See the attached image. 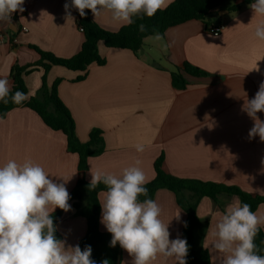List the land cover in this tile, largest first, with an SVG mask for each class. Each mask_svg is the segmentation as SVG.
<instances>
[{"label": "crops", "instance_id": "1", "mask_svg": "<svg viewBox=\"0 0 264 264\" xmlns=\"http://www.w3.org/2000/svg\"><path fill=\"white\" fill-rule=\"evenodd\" d=\"M174 1L169 0L168 6ZM65 3L71 0H24V11L13 13L11 24L0 21V78H6L10 88L12 66H29L38 59L30 47L62 59L79 52L84 40L77 24L79 12L70 8L69 17ZM249 5L236 14L222 9L218 17L223 29L217 36L211 35L202 22L192 20L167 29L162 40L146 38L137 56L99 44L98 54L105 64L91 66L79 82L75 80L81 73L63 67L47 72L48 86L61 80L58 97L73 118L79 141L87 142L94 129L102 132L103 152L87 160L83 175L87 183L91 172L119 176L124 168L136 166L137 160L149 183L155 176L154 163L162 157L163 171L177 179L212 182L264 196V142L258 136L248 138L254 121L242 110L264 82V41L254 35L264 16L254 15ZM91 19L110 33L128 25L114 21L108 11L96 17L91 12ZM256 63L259 71L251 70ZM183 64L198 68L206 76L183 74L187 86L176 91L171 72ZM42 76L43 71L35 69L24 77L26 102L37 95ZM257 116L264 121V112ZM137 144L144 146L143 152L136 150ZM10 159L18 163L32 160L57 183L68 179L65 186L69 194L79 179L78 156L67 150L66 137L47 128L27 108L13 109L0 118V166ZM104 198L105 192L97 196L99 230L109 233L101 223L100 203ZM153 200L162 209L161 220L169 223L170 239L181 238L186 214L173 193L160 189ZM236 201V196L219 194L215 200L202 198L196 208L198 246L209 254L210 264H219L223 255L213 248L216 225ZM70 206V211H63L56 229L66 246H75L85 235L86 222ZM178 213L179 220L175 218ZM255 213L264 216V204ZM259 228L264 233V225ZM122 251L121 264H132L133 258ZM152 264L176 261L158 256Z\"/></svg>", "mask_w": 264, "mask_h": 264}, {"label": "clouds", "instance_id": "2", "mask_svg": "<svg viewBox=\"0 0 264 264\" xmlns=\"http://www.w3.org/2000/svg\"><path fill=\"white\" fill-rule=\"evenodd\" d=\"M23 4L24 0H0V21L11 24L12 14L24 11ZM168 4L169 0H71L64 8L69 17L70 8H75L81 17L86 15V9L94 17L108 11L114 21L130 25L133 17L141 13L152 17ZM249 7L254 15L264 16V0H255ZM140 30H144L143 25ZM254 35L264 41V22L256 25ZM154 39L162 40L163 36L157 33ZM253 69L259 71L257 63ZM9 96L14 104L28 99L22 91L11 93L9 81L0 78V101L7 104ZM242 110L254 121L248 138L258 136L264 142V121L257 116L264 112V82ZM135 148L144 151L142 144ZM139 164L137 160L136 166L124 168L119 176L91 172L89 189H96L100 183L106 186L104 201L100 203L101 223L111 234L110 246L118 243L133 258L132 264H152L158 256L187 264V240L179 236L170 239L169 223L161 220L158 203L148 198V180ZM67 180L64 179L65 183ZM65 183L55 182L41 165L30 159L22 163L10 159L0 166V264H96L91 259V246L83 250L78 244L66 246V241L55 235L53 213L57 208L71 210ZM140 196L145 199L141 201ZM175 218L179 220V213ZM261 225L264 216L253 212L248 203L236 201L229 205L214 232L213 248L223 254L219 264H264V255L258 254L255 243ZM184 226L187 227L186 222Z\"/></svg>", "mask_w": 264, "mask_h": 264}, {"label": "trees", "instance_id": "3", "mask_svg": "<svg viewBox=\"0 0 264 264\" xmlns=\"http://www.w3.org/2000/svg\"><path fill=\"white\" fill-rule=\"evenodd\" d=\"M226 1L175 0L166 9L158 11L152 17H148L144 13L133 17L132 24L122 27L116 33H110L98 27L91 19V11L86 9V15L84 17L78 15L77 19L78 26L83 28L84 40L75 56L62 59L40 51L35 47H30L37 54V61L29 66L14 64L10 70L11 93L19 90L25 94L27 89L24 77L35 69L43 71L41 87L37 95L28 102L24 101L21 104H14L10 96L7 104L0 101V118H5L8 112L13 109L27 108L35 112L47 128L61 132L66 137L67 150L76 154L79 160V179L70 193L69 204L75 209L76 215L83 217L86 222L85 235L78 245L82 250L86 246H91V259L96 264H102L104 260H107L108 264H121L123 260V251L120 245L117 243L115 247H111V234L103 233L99 230L100 206L97 196L100 192H106V186L100 183L96 189H89L90 183H87L83 178L84 173L87 171V160L103 152L102 132L94 129L89 133L87 142L82 143L79 141L73 118L58 97L57 87L61 80L57 79L51 86H48L46 74L52 67H63L69 71L81 73L75 81H82L91 66H103L105 64V60L98 54L99 44H103L106 48L129 50L137 56L146 38L155 36L157 33L163 35L169 28L192 20L202 22L206 28L211 25H219L218 13L223 9ZM254 1L244 0L242 4L234 5L227 10L230 14H236L243 6L249 5ZM141 25L144 26L143 31L140 30ZM183 74L193 77L206 76V73L198 68L183 64L180 69H175L171 72L172 87L176 91H183L187 86ZM154 173V179L145 185L148 189V198L153 199L156 191L166 189L173 193L177 205L186 214L181 238L186 239L189 245V252L186 257L187 264H210L209 254L198 246L199 238L195 231L196 208L202 198L207 197L215 200L219 194L236 196L241 204L248 203L253 212L264 204V196H252L237 187L172 177L163 171L162 157L155 161ZM139 199L143 201L145 197L140 196ZM62 214L63 210L59 208L53 213L55 226ZM185 222L187 227L184 226ZM55 235L58 239H61V235L57 230ZM255 243L258 254L264 255V233L260 228L255 237Z\"/></svg>", "mask_w": 264, "mask_h": 264}, {"label": "built area", "instance_id": "4", "mask_svg": "<svg viewBox=\"0 0 264 264\" xmlns=\"http://www.w3.org/2000/svg\"><path fill=\"white\" fill-rule=\"evenodd\" d=\"M223 29V26L222 25H219V26H214V25H211L207 28V31L213 35V36H217L219 34V32ZM22 31H26L25 28L22 29ZM79 31L82 33L83 32V28L79 26Z\"/></svg>", "mask_w": 264, "mask_h": 264}, {"label": "rangeland", "instance_id": "5", "mask_svg": "<svg viewBox=\"0 0 264 264\" xmlns=\"http://www.w3.org/2000/svg\"><path fill=\"white\" fill-rule=\"evenodd\" d=\"M239 0H227L224 5H223V9H227L235 4H237Z\"/></svg>", "mask_w": 264, "mask_h": 264}, {"label": "water", "instance_id": "6", "mask_svg": "<svg viewBox=\"0 0 264 264\" xmlns=\"http://www.w3.org/2000/svg\"><path fill=\"white\" fill-rule=\"evenodd\" d=\"M222 12L226 13V11H222Z\"/></svg>", "mask_w": 264, "mask_h": 264}]
</instances>
